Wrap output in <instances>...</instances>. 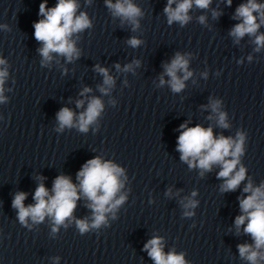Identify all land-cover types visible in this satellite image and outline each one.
<instances>
[{
    "label": "clouds",
    "instance_id": "obj_1",
    "mask_svg": "<svg viewBox=\"0 0 264 264\" xmlns=\"http://www.w3.org/2000/svg\"><path fill=\"white\" fill-rule=\"evenodd\" d=\"M174 3H176V0H168L164 8L168 23L179 22L184 25L190 20L188 12L193 4L198 8L205 9L209 6L211 0H180L173 8ZM106 4L114 16L129 21L134 28L138 27L137 17L141 15V12L131 0H117L115 4L112 3V0H106ZM228 4H231V0H228ZM77 8L76 0H58L52 8L47 7V0H43L39 5V13L44 18L36 22L33 27L35 39L42 43V47L38 50L43 58L42 63L52 60L51 53L65 56L69 61L74 57H79L80 53L71 37L74 33H79L90 27V21L85 13L76 15ZM253 13H259L261 23H264V5L258 4L256 0H248L246 4L238 6L234 18L240 19L241 22L232 28L230 35L237 42L246 34L255 36L254 43L257 45L256 50L259 51L261 47H264V34L256 35L260 24L257 23V16ZM204 19L203 16L200 17L201 23L204 22ZM128 43L132 47H136L141 41L131 38ZM4 64L5 61L0 59V65ZM164 67L165 74L170 77L169 84L172 90L174 92L181 91L184 88V81L192 75L188 70V60L185 56L177 53L171 63ZM117 68H119V65H117ZM131 68L132 65L125 66L126 71ZM97 70L104 76L105 85L111 86L114 83L112 77L108 75L107 69L97 65ZM178 72L183 73V78L178 77ZM7 75L6 69H0V102L4 100L2 93ZM163 83L164 80L161 77V84ZM89 91L91 89L85 88L83 90V92ZM101 91L107 92V88H102ZM82 104L83 101H78L77 107ZM219 104V101H214L211 107L214 112L218 113L219 125L227 128L229 125L226 123V114L219 111ZM101 110L102 103L100 99L93 98L88 103L86 111L81 113L78 121L74 123L75 114L66 107L62 108L57 113L59 124L57 130L62 131L65 127H78L81 132H87L89 125L96 120ZM180 128L184 129L177 140V151L181 153L180 159L186 162L190 168H200L202 170L201 175H203V172L210 171L213 164H220L221 171L218 173V177L225 178L221 190L225 192L234 191L245 179L246 170L243 166H240L239 170L234 172L240 162L239 157L244 152L245 134L238 133L237 138L234 140L231 137L226 138L222 135L218 138L214 137L211 127L205 129L200 125L187 127L186 124H181ZM122 173L121 168L110 162H102L99 157L87 161L78 172L79 189L91 201L89 207L93 210L91 224L87 220H76V225L81 233L87 232L90 227L99 228L106 222L105 214L124 201V196L114 200L120 188L123 187L119 180ZM52 192L53 194L50 195L44 184L40 183L33 197L35 204L27 207L24 205L27 193H16L12 206L17 210L20 223L26 224L29 219L33 223H40L48 216L53 220L54 225L59 226L63 225L66 219L71 218L76 208V202L80 198L77 186L71 182L69 177L61 175L55 179ZM244 192L250 193V195L240 200V209L243 214L236 217L235 226L239 231L240 226L244 225L245 220H247L248 223L244 228V232L251 235L254 244L238 245L239 255L249 261L250 264H259V261L264 260V252L261 251V249H264V184L254 188L252 183L249 182L245 186ZM192 195L195 196L196 193L193 192ZM195 206L196 201L191 199L183 204L185 209H191ZM185 215L191 216L192 212L186 211ZM55 231H57V228L53 227V232ZM144 248L155 264H186L182 253L170 252L165 254L162 240L159 237L149 240Z\"/></svg>",
    "mask_w": 264,
    "mask_h": 264
}]
</instances>
